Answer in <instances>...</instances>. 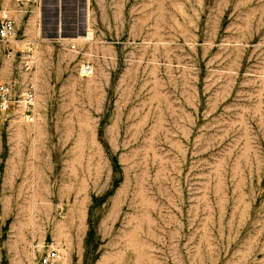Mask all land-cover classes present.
I'll return each instance as SVG.
<instances>
[{"label": "rangeland", "instance_id": "374dc122", "mask_svg": "<svg viewBox=\"0 0 264 264\" xmlns=\"http://www.w3.org/2000/svg\"><path fill=\"white\" fill-rule=\"evenodd\" d=\"M41 1L0 52L38 85L0 114V264H264V0Z\"/></svg>", "mask_w": 264, "mask_h": 264}, {"label": "built area", "instance_id": "2783aa9c", "mask_svg": "<svg viewBox=\"0 0 264 264\" xmlns=\"http://www.w3.org/2000/svg\"><path fill=\"white\" fill-rule=\"evenodd\" d=\"M41 0H14V6L10 9L0 7V44L7 49L13 43L17 34V17L20 14H39ZM6 49V51H7ZM83 77H92L94 67L86 63L81 67ZM37 95L38 85L36 81H29L21 91H17L11 83L0 82V114L16 112L26 123L35 124L37 121ZM57 258L54 250L49 251L41 260V264H53Z\"/></svg>", "mask_w": 264, "mask_h": 264}, {"label": "crops", "instance_id": "0c3cea01", "mask_svg": "<svg viewBox=\"0 0 264 264\" xmlns=\"http://www.w3.org/2000/svg\"><path fill=\"white\" fill-rule=\"evenodd\" d=\"M14 6V0H11V4L9 6L6 5L5 3V0H0V7H4V8H12ZM6 47L4 45H1L0 44V52H6ZM0 82H7V83H11L13 84L12 82H9V81H0ZM14 85V84H13ZM15 86V85H14ZM21 91V90H20Z\"/></svg>", "mask_w": 264, "mask_h": 264}, {"label": "bare ground", "instance_id": "6f19581e", "mask_svg": "<svg viewBox=\"0 0 264 264\" xmlns=\"http://www.w3.org/2000/svg\"><path fill=\"white\" fill-rule=\"evenodd\" d=\"M91 38H92V33L89 32V33H88V36H87V39L89 40V39H91Z\"/></svg>", "mask_w": 264, "mask_h": 264}]
</instances>
